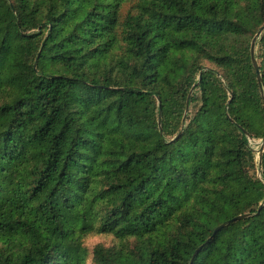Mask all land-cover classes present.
Instances as JSON below:
<instances>
[{"label": "trees", "instance_id": "1", "mask_svg": "<svg viewBox=\"0 0 264 264\" xmlns=\"http://www.w3.org/2000/svg\"><path fill=\"white\" fill-rule=\"evenodd\" d=\"M263 26L264 0H0V264H264Z\"/></svg>", "mask_w": 264, "mask_h": 264}, {"label": "rangeland", "instance_id": "2", "mask_svg": "<svg viewBox=\"0 0 264 264\" xmlns=\"http://www.w3.org/2000/svg\"><path fill=\"white\" fill-rule=\"evenodd\" d=\"M262 143H264V140H256V141H254V148L256 150L255 159L258 162L259 166L261 165L262 156H263V154L260 155V153H259V149H260V146H261ZM258 175H260V170H258ZM97 243H104V244H107V245H112V244L115 243V241H114V238L111 235L105 236V235H94V234H91V235H89L88 237L85 238V245L90 250H92L93 246L95 244H97ZM88 264H91V260L88 261Z\"/></svg>", "mask_w": 264, "mask_h": 264}, {"label": "water", "instance_id": "3", "mask_svg": "<svg viewBox=\"0 0 264 264\" xmlns=\"http://www.w3.org/2000/svg\"><path fill=\"white\" fill-rule=\"evenodd\" d=\"M263 31H264V26L261 28V30H260L259 33L255 36V38L253 39V41H252V43H251V57H252L253 65H254V67H255V70H256V72H257V75H258V78H259L260 81H261V73H260V69H259V66H258V62H257L256 56H255V52H256V39H257L258 35H260ZM192 91H193V89H192ZM192 91H191V93H192ZM191 93H190V94H191ZM263 152H264V143L261 144L260 149H259V153H260V155H262ZM263 205H264V202H262V203L260 204L258 211L261 210V208L263 207ZM245 216H247V214H241V215H238V216L234 217L232 220H238V219H241V218H243V217H245ZM232 220H231V221H232ZM223 226H225V224H222V225H221L220 227H218V228H221V227H223ZM218 228H217V229H218Z\"/></svg>", "mask_w": 264, "mask_h": 264}]
</instances>
